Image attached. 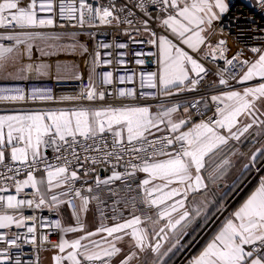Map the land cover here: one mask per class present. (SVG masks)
<instances>
[{
    "label": "snow or ice",
    "instance_id": "obj_1",
    "mask_svg": "<svg viewBox=\"0 0 264 264\" xmlns=\"http://www.w3.org/2000/svg\"><path fill=\"white\" fill-rule=\"evenodd\" d=\"M257 3L264 11V0ZM57 8L61 19L75 20L81 27L86 23L93 27V21L98 20L101 25L126 24L136 34L146 36L137 40L132 32L124 31L131 42L156 49L155 52L134 53L136 57L156 58L157 71L140 74V88L155 91L138 94L134 89H120L112 103L98 108L79 106L0 115V193H3L0 194V229H10L13 225L23 228L26 221L35 224V216L23 215L25 208L47 206L52 209L67 204L73 209L76 226L62 227L60 220L49 224L62 233L81 234L71 242L61 238L53 245L59 253L68 249L66 255L53 257L55 264L64 261L112 264L117 256L121 257L119 264H168L171 256L186 246L182 243L185 237L191 236L195 242L197 230L213 224L214 231L189 264H264V175L258 177L254 189L237 206L229 203L246 175L264 159V44L249 47L247 51L240 48L228 58L227 40H213L214 21L229 11L226 0H122L119 3L109 0L107 5L95 8L85 0H79L78 7L62 0L59 3L57 0H3L0 2V29L6 31L0 33V41L14 43L9 46L0 43V68L13 52L20 54V46L24 47V54L31 57L34 41L62 39V34L27 31L55 26ZM41 13L48 15L41 16ZM260 32H264V28ZM68 35L75 39L77 34ZM69 47L74 50L76 44ZM100 47L112 45L101 44ZM115 47L123 49L128 45L117 43ZM80 48L88 51L85 45ZM40 51L44 55L53 54ZM208 59L222 60L223 66L215 70L206 68L202 61ZM94 62H99V52ZM135 62L142 65L145 60L138 58ZM104 63L110 64L111 60ZM26 67L31 69L32 66ZM60 67L57 64V70ZM209 75L219 78L218 84L213 81L212 86H224L227 90H219L210 98L202 97V109L201 100L183 105L165 104L179 93L197 91ZM112 77V72L104 73L101 83L112 84ZM20 78L27 79L26 76ZM75 79L82 77L77 75ZM125 79L131 81L133 77H119L121 83ZM230 81H235L242 89H236ZM0 91L17 93L0 95V100L26 101L28 98L22 88ZM31 99L54 101L55 97L51 90L33 89ZM60 99L94 104L106 101V92L98 90L90 74L87 85L78 95ZM181 108L184 115H180ZM190 109H195V113ZM209 111L212 115H207ZM194 115L199 117L198 121L193 119ZM245 141L252 145L260 143L261 147L248 157L240 150ZM45 149L58 153L54 158L62 163H49ZM234 158H244L247 162L231 184L222 185L235 167ZM89 160L93 165L115 161L111 176L103 181L97 177V185L145 174L137 188L143 193L142 204L152 209V214L142 218L133 212L122 221L113 216L116 222L111 226L101 223L94 231L86 230L80 221V212L87 213L89 197L82 195L81 189L74 188L73 184L81 179L79 167ZM121 161L124 173L115 171ZM40 165L44 166L45 175L37 178ZM21 175L26 178L17 179ZM83 175L87 177L89 170ZM13 186L16 194H7ZM63 186H67L66 191H52ZM29 187L35 189L33 198H18L21 194L26 197L24 189ZM221 187L224 190L216 195L215 189ZM87 191L92 192V188ZM48 194L50 202L46 200ZM73 196L80 200L79 212ZM27 232L35 233L36 227H27ZM96 237L99 238L94 239ZM126 237L127 252L118 246ZM20 239V234L11 237L0 234V242L8 246L0 250V264H9L6 253L10 247L17 246ZM35 240L33 235L30 242ZM15 264H21L18 258Z\"/></svg>",
    "mask_w": 264,
    "mask_h": 264
},
{
    "label": "built area",
    "instance_id": "obj_2",
    "mask_svg": "<svg viewBox=\"0 0 264 264\" xmlns=\"http://www.w3.org/2000/svg\"><path fill=\"white\" fill-rule=\"evenodd\" d=\"M59 2H61V0H57V3ZM62 2L65 4L74 3L77 7L79 5V0H62ZM119 2H122V0H118V3ZM85 3L91 4L95 8L99 7L101 4L107 5L109 0H85ZM40 15L46 16L48 14L41 13ZM85 18L87 19V13H85ZM55 21L56 23L53 27L28 29L27 31L41 32L45 35H67L70 33L85 35L91 41L94 61L95 54L99 52V62L95 63L93 61L91 75L94 77L95 83L98 86V90H104L106 92V101L96 102L94 104L87 101H63L60 99V97L78 95L81 89L87 85L88 78L82 77L80 80L71 79L63 83H56L53 80L38 79L36 76V69L34 68L32 71L27 68L25 75L27 79L19 81H0V89H24V93L26 97H28L26 101L0 100V106H7L13 103L40 102L39 100L33 101L31 99V93L33 89L51 90V94L55 97V100L49 101L51 103V107H47V109L52 108L57 110L69 109L79 106L97 108L102 106V104L112 103L117 91L120 89H134L138 94L140 92L155 91L153 89L140 88V74L141 72L146 74L150 71H157V65L154 63L156 58L154 56L147 55L136 57L134 53L137 51L142 53L155 52L156 49L151 45L131 42L129 36L124 34V31L127 29L128 31L132 32L133 36H135V39L137 40L142 38L146 39V36L141 37L140 35L136 34L133 29L129 28V26L126 24L116 25L113 23L111 25H101L98 20L93 21L95 25L93 27H89L87 23L81 27L75 20L68 21L67 19H61L58 15V8ZM60 25H64V27H60ZM72 25L76 26L73 27ZM262 28H264V11H261L258 3L251 7L241 3L233 4L231 9H229V11L225 13V15L220 19L219 23L214 26L216 33L214 38L226 39L234 47L239 49L244 48L247 50L249 47L260 46V44H264V39H261V37H264V32H260V29ZM221 29H223L222 32ZM5 31V29H0V33H4ZM0 43H4L5 46H9L14 42L0 41ZM117 43H125L128 45V47L123 49L116 48L115 45ZM101 44H109L112 45V47L103 48L100 47ZM107 53H111V55L109 56ZM120 53H123V55H120ZM138 58L145 60V63L142 65L136 64L135 61ZM228 58H231V56ZM105 60H111V63L105 64ZM121 60H123L124 63H120L119 61ZM202 63L205 64L206 68L215 70L217 67L223 66L224 62L222 60L212 61L211 59H208L202 61ZM106 72L113 73L112 84L105 85L101 83V77ZM127 76H132L133 79L131 81L125 79V81L121 83L119 77L126 78ZM215 79L218 80V76L209 75L205 77V80L202 82L198 90L195 91L194 95L187 98L185 104L190 101L201 100L202 97L210 98L211 95H214L210 90V85ZM230 84L233 86L236 85L235 81H230ZM219 88L226 90L224 86H219ZM0 95L12 96L17 95V93L15 91H0ZM209 103H211L210 100ZM152 106L153 108L156 107L155 101L152 102ZM200 107L202 109L203 100H201ZM37 108L40 109L42 107L38 106ZM190 110L193 113L196 111L195 109ZM207 115H212V112L209 111ZM193 118L199 120V117L195 115ZM45 155L49 163H62L55 160L54 157L55 155H58V153H53L51 149H45ZM92 155H95V153ZM125 159H128V157H125ZM113 163H115V161L111 160L109 162L97 163L93 165L89 160L87 163L83 164L82 167H79L78 175H80L81 179L75 181L73 187L80 188L82 195L89 197V205L92 207L93 212L101 223L108 224L116 222L113 221V216H115L118 221H122L123 219L128 218L133 212L135 215H140L142 218L151 215L153 210L142 204L143 193L137 188V184L140 180L139 173H137L136 176L123 177L121 180L113 181L108 185H97V177L103 181L111 176L113 171ZM75 166L76 165L74 162L73 167ZM93 168L95 169L94 171L91 170ZM71 170L73 169L70 168V171ZM85 170H89V175L87 177L83 175ZM100 171H104L102 175L100 174ZM105 171H107V173H105ZM115 171L121 173L125 172L123 161L116 165ZM37 174H45L43 165H40V171ZM24 178H26L24 175L17 177V179L21 180ZM89 187L92 188V192L87 191ZM62 190L66 191L67 186H63V188L57 189L55 192L59 193ZM24 193H27L28 195L25 197L23 194H21L18 198H33V191H25ZM7 194H16L14 186L9 188V193ZM64 198L69 199L70 197H62V199ZM71 198L73 199V202L79 199L75 198L74 196ZM101 213H103V217L101 216ZM23 215L35 216L37 218L35 224L33 221H26L25 227L23 228L0 229V234H5L8 237H11L13 234L21 235V239L17 241V246L10 247L6 255L9 258V264H15L17 258L20 260L21 264H39L41 250L55 249L53 245L58 244L60 241L61 231L54 229V227H52L49 222L56 220L61 221V218L57 208L55 207L52 209H35L34 207L25 208L23 210ZM31 226L36 227V232L29 234L27 232V227ZM213 228H215V225L212 226L211 230H213ZM33 235L36 238L34 243L30 242ZM45 236L48 237L47 240L43 239ZM26 240L29 242H25ZM6 247H8L6 243L0 242V250Z\"/></svg>",
    "mask_w": 264,
    "mask_h": 264
},
{
    "label": "crops",
    "instance_id": "obj_3",
    "mask_svg": "<svg viewBox=\"0 0 264 264\" xmlns=\"http://www.w3.org/2000/svg\"><path fill=\"white\" fill-rule=\"evenodd\" d=\"M236 1L248 7H251L257 4V0H226V3H229V9L233 5V3ZM0 2H3V0H0ZM224 15L225 14H223L222 17ZM219 21L220 20L214 21L213 27L217 25ZM213 40L215 41L218 39H215L213 37ZM72 44H76V47L74 50L71 47H69ZM80 45H85L87 47L88 49L87 59L84 58V52L80 48ZM227 47L228 49H230V51L226 53L228 57L235 54V52L239 49L237 47H234L229 41H227ZM33 48H35L38 52H41L40 49H43L45 53H53V54L44 55L41 53L42 54V56H40L41 58H35L32 60H28L27 56L23 55L24 49L20 48L19 49L20 54L18 55L17 52H13L10 55L9 59L4 63L3 68H0V81L23 80L20 77H25L27 65L35 66L36 76L38 79L53 80L56 83H63L65 81L75 79L77 75L88 78L89 75L91 74V69H92V65L94 61L93 52H92V44H91V41L85 35L76 36L75 39L71 38L70 35H62V39L60 40H36L33 42ZM248 54L251 55L250 53ZM62 56H68L70 58L66 61V60H63ZM57 64L61 66L59 70H57ZM41 65H47L48 67L40 68ZM38 68H39V71H37ZM213 81H216L218 84L217 79ZM234 87L238 90L242 89V86L239 84H236ZM210 88H211L210 90L213 92L214 95L218 94L219 90H223L219 87L212 86V84L210 85ZM194 94L195 92L179 93L175 97L166 100L165 104L168 106H171L174 103H180L183 105L185 104L187 98H189L190 96ZM38 106H41L42 108H46V109H42V108L39 109L37 108ZM47 107H51V103L49 101L30 102V103H13L7 106H0V115H13L21 111H49V110L55 111L57 110V109H52V108L47 109ZM180 115H184L183 108H181L180 110ZM193 119L197 120L195 118ZM158 134L160 133H157V135ZM259 147H261L260 143H256L255 145H252L248 141H245V143L240 146V150L246 153L248 157H250L252 153L255 152V149ZM246 162L247 160L244 158H234L235 167L230 170L229 174L221 182L222 185L231 184V182L239 174V171L242 168L243 164ZM256 169H260V171L257 172ZM42 175H45V174H37V178H40V176ZM144 175L145 174L143 173H139V178L143 179ZM261 175H264V159L259 160L256 163L255 167L246 175L243 183L239 187V191L236 192V194L231 197V199L229 200V203L233 207L237 206L238 203L243 198H245L246 195L249 194L251 190L254 189L256 185V181L258 177ZM43 190L44 188L42 187V191ZM56 190L57 189H53L52 191L55 192ZM223 190L224 189L222 187L215 189L216 195H219L220 192ZM25 191L35 192V189H32L29 187V188H25L24 192ZM46 200L50 202V194L46 196ZM73 203L76 205V210L79 212L80 200L79 199L75 200ZM48 208L49 207L47 206H42L39 209H48ZM57 210L61 218L62 227L76 226L77 221H76V218L72 214L73 213L72 207H70L67 204H62L57 208ZM80 221L85 224L86 230L88 231H94L101 224V222L97 219L90 205L88 206L87 213L80 212ZM112 224L113 223H108L105 225L111 226ZM213 225H210L209 227L204 228L203 230L198 229L197 230L198 235L195 239V242H193V238L191 236L185 237V240L182 241V243H185L186 246L180 251L176 252L175 255L171 256V259L169 260L168 264H189L190 259L198 253L202 245L211 236L212 232L215 229L213 228V230H211ZM10 229H19V228H16L15 225H13ZM80 234L81 233L79 232L77 233H62L61 232L60 239L61 238L67 239L69 240V242H71L72 239L77 238ZM98 238L99 237H96L94 239H98ZM118 246L122 247L124 251L127 252L128 251L127 237L125 238V242ZM67 251L68 249H66L65 253H59L58 248L43 249L40 252L39 264H55L53 257L56 255H62V256L66 255ZM120 259L121 257L117 256L112 261V264H119ZM141 260L143 261L144 257H142ZM63 264H69V262L64 261Z\"/></svg>",
    "mask_w": 264,
    "mask_h": 264
},
{
    "label": "rangeland",
    "instance_id": "obj_4",
    "mask_svg": "<svg viewBox=\"0 0 264 264\" xmlns=\"http://www.w3.org/2000/svg\"><path fill=\"white\" fill-rule=\"evenodd\" d=\"M76 36H81V34H77ZM20 48L24 49L23 46H20ZM23 55H26V54L23 53ZM40 56H42L41 52H38L35 48H33L32 49V55H31V57H28L27 56V58H28V60H32V59H35V58H41ZM87 57H88L87 52H84V58L87 59ZM62 58H63V60H66L67 61L70 57H68V56H62Z\"/></svg>",
    "mask_w": 264,
    "mask_h": 264
},
{
    "label": "water",
    "instance_id": "obj_5",
    "mask_svg": "<svg viewBox=\"0 0 264 264\" xmlns=\"http://www.w3.org/2000/svg\"><path fill=\"white\" fill-rule=\"evenodd\" d=\"M238 3H240V2L236 1V2H234L233 4H238ZM231 7H232V6H231ZM231 7H230V9H231ZM103 172H104V171H100V174L102 175ZM105 173H107V171H105Z\"/></svg>",
    "mask_w": 264,
    "mask_h": 264
},
{
    "label": "bare ground",
    "instance_id": "obj_6",
    "mask_svg": "<svg viewBox=\"0 0 264 264\" xmlns=\"http://www.w3.org/2000/svg\"><path fill=\"white\" fill-rule=\"evenodd\" d=\"M31 66H32V67H31V69H30V70H32V71H33V70H34V68H35V66H34V65H31Z\"/></svg>",
    "mask_w": 264,
    "mask_h": 264
}]
</instances>
